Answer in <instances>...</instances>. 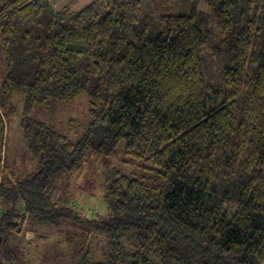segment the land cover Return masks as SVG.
<instances>
[{
	"label": "trees",
	"instance_id": "16d2710c",
	"mask_svg": "<svg viewBox=\"0 0 264 264\" xmlns=\"http://www.w3.org/2000/svg\"><path fill=\"white\" fill-rule=\"evenodd\" d=\"M184 2L188 14L152 16L143 0L78 11L0 0V264H26L12 243L30 217L82 220L52 197L54 182L122 140L150 166L140 177L114 169L107 214L88 219L106 260L85 233L72 264H264V0ZM83 92L93 106L77 142L28 116ZM21 95L35 168L17 180L5 119Z\"/></svg>",
	"mask_w": 264,
	"mask_h": 264
},
{
	"label": "rangeland",
	"instance_id": "374dc122",
	"mask_svg": "<svg viewBox=\"0 0 264 264\" xmlns=\"http://www.w3.org/2000/svg\"><path fill=\"white\" fill-rule=\"evenodd\" d=\"M67 3L75 10H81L93 0H53ZM185 0H143V14L156 15L160 12L188 14L191 4ZM52 4V2H51ZM203 4V3H202ZM204 5V4H203ZM199 8L204 10V7ZM5 77L4 62L0 42V82ZM25 96L16 97L17 109L6 115V141L4 155L8 168L14 171L15 179L27 178L35 168V162L24 142L21 118ZM92 100L88 93L65 101H52L48 106L32 109L28 116L52 126L58 133L72 142L80 140L91 121ZM150 165L145 159H135L125 154L122 140L115 149L100 157L90 155L83 165L73 172L58 174L52 188V197L60 204L77 211L82 220L63 219L59 225L40 223L30 217L28 223L15 239L12 246L16 250L19 263L26 264H72L76 245L82 244L85 233H92V251L96 261L106 260L107 240L104 234L94 233L88 219L105 216L107 207L104 200L105 186L114 169L140 177ZM98 212V214H96ZM35 221V222H32ZM36 223V224H33Z\"/></svg>",
	"mask_w": 264,
	"mask_h": 264
},
{
	"label": "crops",
	"instance_id": "0c3cea01",
	"mask_svg": "<svg viewBox=\"0 0 264 264\" xmlns=\"http://www.w3.org/2000/svg\"><path fill=\"white\" fill-rule=\"evenodd\" d=\"M50 1L52 2V6L56 11L63 9L64 7H66L68 5L67 3H61V2L59 3V2H55V1L53 2V0H50ZM87 1H89V0H87ZM72 4L73 3L70 4V8L72 10H75L72 8Z\"/></svg>",
	"mask_w": 264,
	"mask_h": 264
}]
</instances>
